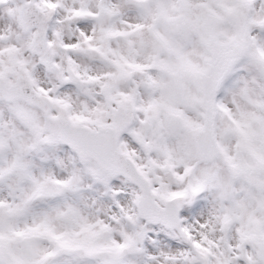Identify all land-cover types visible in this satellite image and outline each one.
<instances>
[{"label":"snow or ice","instance_id":"obj_1","mask_svg":"<svg viewBox=\"0 0 264 264\" xmlns=\"http://www.w3.org/2000/svg\"><path fill=\"white\" fill-rule=\"evenodd\" d=\"M0 264H264V0H0Z\"/></svg>","mask_w":264,"mask_h":264}]
</instances>
